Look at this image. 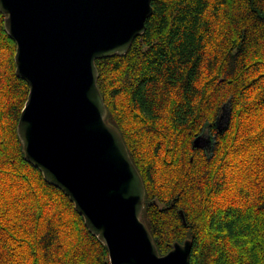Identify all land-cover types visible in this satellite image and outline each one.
<instances>
[{
    "label": "trees",
    "instance_id": "16d2710c",
    "mask_svg": "<svg viewBox=\"0 0 264 264\" xmlns=\"http://www.w3.org/2000/svg\"><path fill=\"white\" fill-rule=\"evenodd\" d=\"M151 1L127 54L96 61L106 120L143 179V219L161 256L192 240L191 264H264V0ZM16 49L0 12V264H111L25 159Z\"/></svg>",
    "mask_w": 264,
    "mask_h": 264
},
{
    "label": "water",
    "instance_id": "95a60500",
    "mask_svg": "<svg viewBox=\"0 0 264 264\" xmlns=\"http://www.w3.org/2000/svg\"><path fill=\"white\" fill-rule=\"evenodd\" d=\"M0 12L16 43V74L30 87L18 123L26 161L70 199L111 264H191L192 240L160 255L143 219L142 176L98 87L96 61L127 54L152 1L0 0ZM221 122L223 132L229 117ZM210 141L199 136L194 146Z\"/></svg>",
    "mask_w": 264,
    "mask_h": 264
},
{
    "label": "flooded vegetation",
    "instance_id": "af4514ba",
    "mask_svg": "<svg viewBox=\"0 0 264 264\" xmlns=\"http://www.w3.org/2000/svg\"><path fill=\"white\" fill-rule=\"evenodd\" d=\"M210 144V143H209Z\"/></svg>",
    "mask_w": 264,
    "mask_h": 264
}]
</instances>
